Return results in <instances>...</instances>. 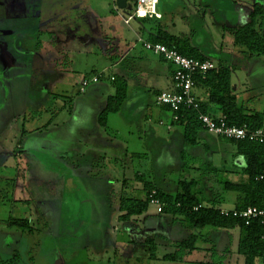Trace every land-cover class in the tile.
I'll list each match as a JSON object with an SVG mask.
<instances>
[{
	"label": "rangeland",
	"instance_id": "rangeland-1",
	"mask_svg": "<svg viewBox=\"0 0 264 264\" xmlns=\"http://www.w3.org/2000/svg\"><path fill=\"white\" fill-rule=\"evenodd\" d=\"M223 1L225 0H160L159 9L166 12L163 21L159 23L164 25V29L169 34L191 37L193 42L192 39L190 42L201 47L206 44L207 47L219 46L225 34L223 49H226V46L229 48L231 44L228 41L232 39L227 33L223 34L220 31L218 23L222 24L224 19H234L233 9L250 10L248 5H254L257 0H228L224 5ZM1 3L2 0H0V74H2L0 92L3 94V96L0 95V264H104L108 256L114 264H118V257H122L126 249L123 251L118 249L113 256L114 252L109 248L108 256L106 255L103 260L100 258L101 255L96 253L94 242H92H96V238L101 234L112 237L119 234L124 238L126 229L117 219L118 202L106 203L99 201L100 198H95L98 204L91 199H94L91 197L93 193L91 188L84 183V179L77 177L76 174H73L74 177L64 176L60 174L65 172L64 168L54 167L59 161L56 159L57 152L63 148L64 144L65 146L67 143L70 144L75 137H70L69 130L62 131L59 134L60 138L52 133L36 134L35 138L32 136L36 131L44 129L49 132L53 125L66 122V113H62V121L55 117L64 99L59 92L60 87L69 84L76 91L81 80L90 77L92 71L102 70L100 72H105L106 76L116 75L114 69L103 70L112 63L110 55L115 56L120 51L126 52L131 46H136L135 44L138 46L134 48L133 53H137L135 54L137 57H141L142 53L145 55L140 42H135L136 39L130 31V26L124 25L121 19V17L127 18L132 14L134 0H127L125 10H117L112 0H70L69 2L63 0V5L77 4V10H88L89 15L97 21V28L94 27L93 30L94 32L98 29L96 36L99 42L97 44L110 42L112 46L118 48L104 55L102 49L96 46L92 50V55L89 54L86 59L84 55L76 56L75 49H72V47L87 44V38L82 41V37L85 36L84 31H75L76 28L72 26L70 31H59L61 34L46 35L48 40H45L46 36L40 34L42 32L32 20L17 18L9 21L6 18L8 17L7 11L2 10ZM207 4L208 8H200ZM135 20H132L131 27ZM44 26L42 24V27ZM57 28L60 30L61 27ZM121 36L126 40V44H117L116 41ZM32 44H36L37 48L25 50L26 47L35 46ZM6 46L17 47L18 51L14 55L21 60L27 57L26 51L37 59L33 75L27 73L26 77L9 83L12 90L7 97L2 87L6 84L5 75H9L8 71L12 67V62L8 59L11 53ZM83 59L88 61L87 66L83 61V69L76 74L70 72L71 68L76 66L74 63ZM52 83L58 84L56 95L51 93ZM100 86L103 87L104 92H101L103 93L101 96V93L98 94L97 98L102 101L112 93L109 82H100L99 85L89 88L87 93H92V88ZM84 96L86 95L81 94L78 97L79 101H82ZM27 102L30 103L25 106ZM65 107L67 112L70 109L69 100ZM88 113L90 115V111L83 114L78 111L76 117L87 120L88 116L86 119L85 117ZM82 122L86 123V121ZM165 127L161 129L164 130L169 140L173 130L167 131ZM89 128H96L94 122L90 123ZM107 128H109L107 138L113 141L112 145L118 144L126 148L134 143L138 149H144L141 143L135 141L134 133L137 132L138 125L131 126L121 115L111 116L107 120ZM174 129L180 130L181 128L174 125ZM27 138L30 139L27 140ZM91 147L96 148L78 145L76 147L78 158L81 154L86 155ZM105 153L108 161L104 174L109 176L110 184L115 188L111 196H116L115 201H117L116 189L125 180L127 186L134 188L137 192L133 196L138 197L141 194V191L136 190V188L141 189V185L136 182L137 171L140 170L139 164L131 161L129 157L125 160L122 153L113 147L107 148ZM171 154L172 156H163L160 164L165 161V164L176 162L177 165L179 162L177 155ZM61 163L64 165V160ZM142 165L144 167L145 162H142ZM169 176L172 180L177 178V175L173 173ZM144 177L147 178L146 175ZM98 184L102 182L99 181ZM29 202L34 209L32 206L30 208L27 206ZM156 208L158 206L151 205L148 211H154ZM36 211L40 214L39 220H36ZM24 218H27L30 225L36 228L31 235L22 233L17 228L7 227L5 224V221L9 219L18 221ZM152 223L155 224L156 221L149 222V225ZM149 225L146 223L144 226L140 225L139 228L149 227ZM175 231H177L176 228ZM181 231L184 237L199 232L198 230L187 231L182 227ZM88 239H91L92 247L87 246L89 245ZM104 243L105 241L100 242V245ZM198 245L200 247L204 244L200 245L199 242ZM158 254L161 255V252ZM129 264H134L133 259Z\"/></svg>",
	"mask_w": 264,
	"mask_h": 264
},
{
	"label": "crops",
	"instance_id": "crops-1",
	"mask_svg": "<svg viewBox=\"0 0 264 264\" xmlns=\"http://www.w3.org/2000/svg\"><path fill=\"white\" fill-rule=\"evenodd\" d=\"M69 1L64 0V2ZM227 2L228 0L223 1V5ZM160 3V0H158L157 11L161 14L160 20H135L132 27V21L129 23L128 26H130V31L135 36L136 41L137 39H142L143 41L150 42L151 38L158 35L160 28L165 30L164 25L159 23L163 21L166 12L159 9ZM252 6L253 4L248 5V8ZM208 7L209 5L207 4L200 8ZM3 10L7 11L6 14L9 21L17 18H22L26 21L32 20L34 25L42 32L40 34H44L45 36L56 33L61 34L59 31H70L72 26L76 28L75 31H84L85 36L82 37V41L87 38V44H82L76 48L72 47V49H75L74 53L76 56L84 55L86 59L89 54L92 55V50L96 46L102 49L104 55L107 52L118 49L116 46H112L110 42H107L109 44H97L99 42L96 36L98 29L93 32L94 27L97 28V21L89 15L88 10H77V4L63 5V0H5ZM233 12L234 19H224L222 24L218 23L220 31L223 34L227 33L232 39L228 41L231 44L229 48L226 46V49H223L225 34L221 42L222 45L207 47L206 44V46L202 45L201 47L194 43L193 45L190 42V46L197 49L207 60L213 62L215 66H222L231 71V93L236 96L237 103L243 107L245 113L258 112L264 115V55L253 53L252 56H248L246 53L243 54L242 49L235 47L233 33L247 21L248 11L237 10L236 8L233 9ZM42 24L45 26L42 27ZM57 27H61L60 30ZM262 35L264 39V29L262 30ZM185 38L189 39V41L192 39L191 37ZM45 40H48L47 36ZM116 42L117 44H126V40L122 36ZM32 45L35 46L26 47L25 50L37 48L36 44ZM135 45L131 46L126 52L120 51L115 56L110 55L111 65L103 68V70L109 71L114 69L116 75L122 76L127 82V97L123 107L118 113L109 115L107 120L111 116L119 114L131 126L138 125L137 132L134 133L136 135L135 141L141 143L144 149H138V146L134 143L126 146V148H122L116 143H114L116 145H112L113 141L107 138L109 130L107 128V120L105 127H100L97 124L96 116L102 110L106 98H103L102 101L97 98L98 94L102 91L104 92L101 86L93 88L92 93L84 97L82 101H79L75 111L72 112L67 120L64 119L65 123L61 122L53 125L50 131L48 130L49 132L44 131V129L36 131L32 137H37L36 134L47 135L48 133H52L54 136L60 138L59 134L62 131L69 130L71 132L70 137L74 136L75 139L70 144L67 143L66 146L64 144L65 148L63 146L57 152L56 159L59 161L54 167L56 166L58 169L64 168L65 172L60 173L64 176L74 177L73 174H76L77 177L80 176L81 179H84V183L87 184V187L91 188V192L93 193L91 197H94V199L90 198L95 202H97L96 199L100 198L99 201L117 203L115 201L116 196H111V192L115 190L113 185L110 184L111 179H109L107 174H104L105 165L108 161L105 150L113 147L122 153L125 160H127L126 157H129L131 161H136L139 164L140 170L137 171V176L146 175L147 180L164 192L175 194L178 190V183L182 180L199 181L196 192L205 195L210 201H217L220 209H235L238 199L237 194L232 191L223 190L222 186L217 185V179L213 178L210 174L208 176L205 170L209 166L218 169L220 171L219 174H222L225 180L230 184H236L240 179L239 173L245 167L244 159L237 153L235 145L222 141L202 130L198 133L196 145L188 146L184 143L182 127L179 126L180 130L174 129L170 113L166 109L157 106L155 102V97L158 94L172 90L171 78L174 68L158 56L143 50L141 43L140 46L145 55L142 53L140 54L141 57H137L135 55L137 53H133L134 48L138 46L137 44ZM27 54L31 55L30 52ZM8 59L13 60L11 54ZM85 59L76 61L74 63L76 66H73L70 72L76 74V72L83 69L82 66ZM78 62L80 63L77 64ZM85 63L87 66L88 61H85ZM51 89L52 93L56 94L58 92V84L52 83ZM72 91L73 88L69 84L65 85L61 90L65 96H70V92ZM5 93L7 97L8 92ZM193 93L201 102L205 101L206 94L204 90L196 88ZM87 110L90 111V115L89 113L86 114L85 119L88 116L87 120L76 117L78 111H81L83 114L88 112ZM58 113L59 116L56 115L58 117L56 118L62 121L63 112L60 111ZM208 113L215 118L221 117L220 110L215 105H208ZM82 121H86V123L84 124ZM91 122H94L96 125L95 129L89 128ZM80 123L82 125H79ZM164 126H166L167 131L173 130L169 140L166 138L164 130L161 129ZM262 127L264 128V116ZM29 139L27 138V140ZM78 145H88L96 148L91 147L92 150H87L86 155L81 154L80 158H78V154H76V147ZM60 153L62 154L60 155ZM171 153L177 155L178 164L176 165L175 162L168 165L165 164V161L160 164L163 156H172ZM62 160H64L66 165H62ZM142 162H145L144 167ZM170 173L177 175V178L172 180L171 176H169ZM200 177L202 180H200ZM99 181L102 184H98ZM136 182L138 181L136 180ZM199 183H201L200 186ZM139 184L141 185V189L136 188V190L141 191V194L135 197L133 196L134 193L137 194L134 191L135 189L128 187L126 181L123 180L120 187L116 189L118 193L117 199L120 196H126L143 200L145 194L142 190V184ZM40 201L42 202V200ZM27 204L29 208L32 206L30 202ZM32 207L34 209V206ZM38 211L36 220L40 218V211ZM159 212V207L154 211L147 210L143 215L132 218L129 224L123 223L126 229L124 238L119 234L115 237L101 234L96 238V242L92 241L94 242L96 253L100 254V258L103 259L106 255L108 256L109 248L113 250V256L118 252V249L121 251L126 249L127 251L123 256L118 257V264H129L132 259L134 264H244V257L238 253L239 230L237 227L230 229L209 227L198 230V239L195 245L196 250L186 254L182 262L172 263L162 261L160 258L164 254L173 252L176 243L186 239L188 235L184 237V233L181 234L183 232L181 228L173 227L169 219L160 215ZM153 220L156 223L149 225V222H153ZM146 223H148L149 227L139 228L140 225L144 226ZM175 228L177 231H175ZM88 241L89 245L87 246L92 247L93 244L90 243L91 239H88ZM104 241L105 243L100 245V242ZM199 242L200 245H204L199 247ZM150 247L156 249L157 258L149 257L148 249ZM158 252H161V255ZM107 258L103 262L104 264H114L109 256Z\"/></svg>",
	"mask_w": 264,
	"mask_h": 264
},
{
	"label": "trees",
	"instance_id": "trees-1",
	"mask_svg": "<svg viewBox=\"0 0 264 264\" xmlns=\"http://www.w3.org/2000/svg\"><path fill=\"white\" fill-rule=\"evenodd\" d=\"M112 1L114 7L117 9L115 0ZM248 9L250 10H247V21L242 26L238 27L235 33H233L234 45L235 47L242 49L243 54L246 53L248 56H252L253 53L264 55V39L262 38V30L264 29V0H257V2ZM124 19L126 18H123V23ZM136 20L160 19L144 18ZM136 42H139V39H137ZM150 42L152 45L159 44L165 46L168 50H174L187 58L199 61L207 60L197 49L190 46L191 43L189 39L184 36L169 34L162 28H160V32L156 37L151 38ZM141 46L143 50H145L142 44ZM145 51L158 56L164 62L172 66V64L165 59L163 54H155L151 51ZM95 76L99 77L96 82H92L91 79ZM230 76L231 71L228 68L215 66V69L206 73L204 78L196 77L191 91V94L194 96L198 104V108L196 109L192 107H182L178 111H173L169 107L157 105L156 103L157 106L166 109L170 113L172 125L182 127L183 140L186 145H196L198 139L197 136L200 130L207 132L202 128L198 121V116L200 114L209 116L217 124L224 122L229 127L245 126L249 131L263 128L264 115L258 112L247 114L244 112L243 107L237 103L236 96L231 93ZM104 81L109 82L113 93L105 98L103 108L96 116V121L100 127H105L107 117L118 113L123 107L127 97V82L119 75L106 76L105 72L92 71L90 77L81 80L76 91L73 89V91L70 92V96H65L61 92L64 86L60 87L61 90L59 92H61L62 98L64 99L62 105L57 109V115L59 114L58 112L62 111L64 114L66 113L67 118H69L79 103L80 99L78 97L81 94L88 96L89 93H87V91L89 88L99 85L100 82L102 83ZM83 83L86 84L83 85ZM196 88L204 90L206 94L204 102H201L196 98L197 96L194 95L193 92ZM161 94L162 93L155 97V102ZM52 95L56 94L54 93ZM67 100H69L70 109L66 112L65 104L67 103ZM208 105L217 106L220 110L221 117H212L208 113ZM55 117L57 116L55 115ZM215 137L235 145L237 153L245 161V167L239 173L240 179L236 184H230L225 180L222 174H219L220 171L218 169L209 166L205 170L207 171L208 176L210 174L213 178L217 179V185L222 186L223 190L232 191L237 194L238 199L235 209H220L217 201H210L205 195L196 192V188L198 187L197 183L199 181L182 180L178 183L177 192L171 194L164 192L144 176L136 175V180L142 184V190L145 194L144 199L137 200L126 196H120L117 199V219L119 222L129 224L130 221H132V218L146 213L149 205H154L160 208L159 214L168 218L173 227H182L187 231L201 230L208 227L227 229L237 227L239 230L238 253L244 257V264H254V261L257 258L264 255V224H260V222L256 221L249 225H245L243 220L233 217L232 212H241L247 208L264 210V179H259L260 177H264V143L258 144L249 141H229L223 137ZM200 180H202L201 177ZM200 185L201 183H199V186ZM152 201L155 203H152ZM199 206L200 208L197 209ZM223 211H226L228 215L225 216L221 214ZM5 224L7 227L17 228L27 235L33 234L36 229L30 225L27 218L18 221L9 219L8 221H5ZM197 239V234H189L186 239L176 243L173 252L164 254L160 259L172 263L182 262L183 257L186 254L197 249L195 246ZM148 252L149 257L155 259L156 249L150 247Z\"/></svg>",
	"mask_w": 264,
	"mask_h": 264
},
{
	"label": "built area",
	"instance_id": "built-area-1",
	"mask_svg": "<svg viewBox=\"0 0 264 264\" xmlns=\"http://www.w3.org/2000/svg\"><path fill=\"white\" fill-rule=\"evenodd\" d=\"M158 0H135L134 10L132 14L124 19V24L128 25L133 19H161V15L157 11ZM144 49L155 54H163L165 59L174 67L172 75V90L162 93L157 98V105L169 107L173 111H178L182 107L198 108V104L194 96L191 94L196 77L204 78L205 74L215 69V65L210 61H199L192 58H187L177 53L174 50H168L165 46L148 43L139 39ZM99 76L91 79L96 82ZM86 83H83L85 85ZM198 121L202 128L208 133L223 137L229 141H249L253 143H264V128H258L249 131L243 127H229L224 122L215 123L207 115H199ZM259 179H264L260 177ZM152 203H155L152 201ZM200 208L197 207V209ZM196 210V209H195ZM221 214L227 216L228 213L223 211ZM232 216L244 221L245 225L252 222H260L264 224V210L256 208H247L241 212H232ZM254 264H264V255L254 261Z\"/></svg>",
	"mask_w": 264,
	"mask_h": 264
},
{
	"label": "flooded vegetation",
	"instance_id": "flooded-vegetation-1",
	"mask_svg": "<svg viewBox=\"0 0 264 264\" xmlns=\"http://www.w3.org/2000/svg\"><path fill=\"white\" fill-rule=\"evenodd\" d=\"M4 2H5V0H2L1 5L3 4V7H4ZM6 47L9 50V52L11 53V57L13 60L11 61L12 67L8 71L9 75H5L6 84L2 88L5 92H8V94H10L12 88L9 85V83H12L13 81H15L17 79H21L23 77H26V75H28L27 73H30L31 75H33L34 67H35V65H37V59L34 58L32 55L28 54L26 58L25 57L23 58L24 60H21L20 58H18L14 55V53L16 51H18L17 47H15V46H10V47L6 46ZM10 49H12V51H10ZM1 78H2V74H0V80H1ZM45 86H46V84H45ZM48 86H49V84H48ZM47 91H48V89H47ZM45 94H46V92L44 93V95ZM0 95L3 96V94L1 92H0ZM29 103L30 102L25 103V106L28 105Z\"/></svg>",
	"mask_w": 264,
	"mask_h": 264
},
{
	"label": "water",
	"instance_id": "water-1",
	"mask_svg": "<svg viewBox=\"0 0 264 264\" xmlns=\"http://www.w3.org/2000/svg\"><path fill=\"white\" fill-rule=\"evenodd\" d=\"M115 5L117 9L124 10L127 7V0H115Z\"/></svg>",
	"mask_w": 264,
	"mask_h": 264
}]
</instances>
